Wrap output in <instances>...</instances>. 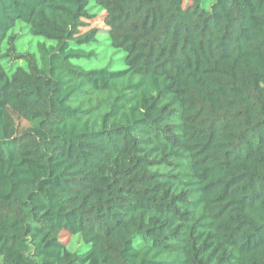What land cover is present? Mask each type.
Instances as JSON below:
<instances>
[{"label":"trees","instance_id":"1","mask_svg":"<svg viewBox=\"0 0 264 264\" xmlns=\"http://www.w3.org/2000/svg\"><path fill=\"white\" fill-rule=\"evenodd\" d=\"M0 264H264V0H0Z\"/></svg>","mask_w":264,"mask_h":264},{"label":"rangeland","instance_id":"2","mask_svg":"<svg viewBox=\"0 0 264 264\" xmlns=\"http://www.w3.org/2000/svg\"><path fill=\"white\" fill-rule=\"evenodd\" d=\"M215 0H207V9L211 7ZM101 35L99 36V41L95 42L94 45H92L88 50L94 51L97 55L96 58H93L91 61H86L85 65L87 68H103L107 66L111 61L118 60L116 62V65L123 66V62L121 61L123 57H125V53L122 51H115L114 49H111L107 46V32L104 28V26L101 27ZM15 34H28L29 30L28 28L22 29L21 27H18L17 30L14 32ZM38 39L35 38V40L32 39L31 36H24L21 38L20 47L19 49L21 51H25L29 49L30 51L34 52L37 51V43ZM13 118L15 120V123L18 127L19 133H25V132H33L34 128L31 125V123L27 122L24 119L19 118L17 115H13ZM61 240L69 243L71 240V236L69 233L64 232L61 235ZM70 249L75 252L84 253L88 250V248L82 244L77 242L75 245H71Z\"/></svg>","mask_w":264,"mask_h":264}]
</instances>
